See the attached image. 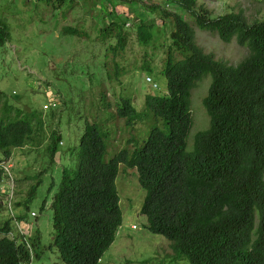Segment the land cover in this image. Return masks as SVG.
<instances>
[{
	"label": "trees",
	"instance_id": "16d2710c",
	"mask_svg": "<svg viewBox=\"0 0 264 264\" xmlns=\"http://www.w3.org/2000/svg\"><path fill=\"white\" fill-rule=\"evenodd\" d=\"M82 1L100 7L102 26L97 27L96 39L111 42L105 49L104 64L109 81L128 73L123 61L131 34L118 5L142 4L160 15L170 31L161 65L168 92L145 95L143 110H138L132 99H122L117 116L129 126L144 122L151 114L162 127H153L143 144L133 136L110 160H105L108 143L101 125L85 122L76 164L63 168L50 205L52 244L61 264H101L114 243L123 223L116 186L121 164L137 171L145 190L141 207L145 228L166 238L172 261L264 264V20L249 23L235 12L212 16L197 0H172L181 12L145 0ZM47 2L68 11L79 5L78 0ZM195 27L217 34L225 43L236 39L248 47L247 56L236 65L217 60L199 45ZM153 28L139 23L138 41L148 45L155 37ZM63 31L88 37L78 26H64ZM9 40V26L0 21V46ZM143 64L147 67L146 61ZM207 75L211 83L203 106L209 127L195 135L193 149L187 151L192 91ZM42 117L40 112L16 107L0 92V161L9 159L14 149L42 143ZM60 142L61 135L53 129L46 146L51 162ZM4 179L0 169V187ZM40 183L41 179L30 188L27 202L34 198ZM25 218L18 215L19 220ZM11 223L8 218L0 225V264L30 263L28 243L20 236H7ZM29 245L40 259L39 237Z\"/></svg>",
	"mask_w": 264,
	"mask_h": 264
},
{
	"label": "rangeland",
	"instance_id": "374dc122",
	"mask_svg": "<svg viewBox=\"0 0 264 264\" xmlns=\"http://www.w3.org/2000/svg\"><path fill=\"white\" fill-rule=\"evenodd\" d=\"M47 1L0 0V21L5 22L10 31V40L0 46V92L8 95L10 103L16 107L42 113L45 122V136L40 145L29 144L14 149L7 159L13 165V183L9 189L13 192L12 208L17 219V222L12 220V229L18 234L21 230L20 238L30 244L34 237L40 239L37 249L40 259H36L35 250L30 245L32 264H61L59 253L52 244L54 231L50 205L63 168L76 164L85 122L88 120L101 125L108 143L105 160H110L128 146L133 136L143 144L153 127H162L151 114L144 122L129 126L126 120L117 116V106L122 99H132L134 106L143 110L145 95L168 92L161 65L164 49L170 41V31L158 13L149 11L142 4L136 7L118 5L117 9L131 34L123 61L128 73L118 80L109 81L104 64L105 49L111 42L102 43L96 39L97 27L102 26L99 5L78 0L79 5L68 11L67 7L55 9ZM145 1L181 12L172 0ZM197 1L209 8L212 16L235 12L242 14L249 23L264 20V0ZM185 18L191 21L189 16L185 15ZM111 19V16L107 17L105 22ZM141 22L154 26L155 37L148 45H143L136 37V27ZM64 26H78L88 37L64 34ZM194 29L199 45L217 60L236 65L248 54V47L239 45L236 39L225 43L215 33L197 27ZM147 77H151L158 87H153ZM210 83L211 77L207 75L192 91V127L187 151L193 149L195 135L209 127L203 98ZM103 93L106 97H102ZM53 102L58 105L52 107ZM53 129L61 135V142L54 162H51L46 146ZM1 159L3 154L0 152ZM6 178L2 182L4 187L10 183ZM39 179L41 183L34 198L27 202L28 191ZM51 186L53 188L49 192ZM116 186L123 223L101 264H189L187 260L172 261L166 238L145 228L146 217L141 214L145 190L139 184L137 171L121 164ZM45 199V208L41 209ZM32 213L36 216H31ZM23 214L26 218L19 220L18 215ZM8 218L6 209L0 210V225Z\"/></svg>",
	"mask_w": 264,
	"mask_h": 264
},
{
	"label": "built area",
	"instance_id": "2783aa9c",
	"mask_svg": "<svg viewBox=\"0 0 264 264\" xmlns=\"http://www.w3.org/2000/svg\"><path fill=\"white\" fill-rule=\"evenodd\" d=\"M146 80L150 84H152L153 87H155V88L158 87V84H156L151 77H147ZM56 104L57 103L53 102L51 104V106H55ZM45 108H47V106H45ZM12 166L13 165H12L11 160L0 161V169L3 170L5 176L7 177L6 179H7L8 183L10 182L8 186L4 187V186L1 185V187H0V204L2 205V209H0V210H3V208H5L6 209V213L8 214L9 218H11L13 221L17 222L16 216L13 213L14 210L12 208V193L13 192L9 189V186L11 185V183H13V177H12V174H11V168H12ZM3 195H5V198L4 199H2ZM31 216L35 217L36 214L35 213H32ZM16 224L18 225V223H16ZM132 228L133 229H136V226H133ZM20 232H21V230H20ZM20 232H19V234L18 233H14V231L12 229L7 234V236L9 238H11V239H16L17 237L20 236ZM27 245L30 248L29 243ZM22 264H32V263L30 262V263H22Z\"/></svg>",
	"mask_w": 264,
	"mask_h": 264
},
{
	"label": "crops",
	"instance_id": "0c3cea01",
	"mask_svg": "<svg viewBox=\"0 0 264 264\" xmlns=\"http://www.w3.org/2000/svg\"><path fill=\"white\" fill-rule=\"evenodd\" d=\"M116 239H117V237H116ZM116 239H115V240H116ZM114 242H115V241H114ZM101 261H102V260H101Z\"/></svg>",
	"mask_w": 264,
	"mask_h": 264
}]
</instances>
